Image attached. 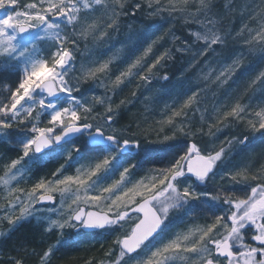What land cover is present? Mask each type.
<instances>
[{"label": "snow or ice", "instance_id": "snow-or-ice-1", "mask_svg": "<svg viewBox=\"0 0 264 264\" xmlns=\"http://www.w3.org/2000/svg\"><path fill=\"white\" fill-rule=\"evenodd\" d=\"M170 62L193 86L156 135L122 123L127 86ZM0 140V249L25 223L45 237L7 264L96 237L111 246L84 264H264V0H0Z\"/></svg>", "mask_w": 264, "mask_h": 264}, {"label": "rangeland", "instance_id": "rangeland-1", "mask_svg": "<svg viewBox=\"0 0 264 264\" xmlns=\"http://www.w3.org/2000/svg\"><path fill=\"white\" fill-rule=\"evenodd\" d=\"M24 2V0H22ZM240 19V18H239ZM240 21V20H239ZM150 23V21L146 22ZM238 26V27H237ZM240 24L237 25V19L235 24L233 25V28H239ZM176 31L181 32L180 28V22H177V28ZM115 42V41H113ZM107 46H104V49H106ZM102 49V50H104ZM256 64V58L250 57L248 60L245 61V68L251 67ZM183 67V64L180 62H170V64L162 70L161 73H158V75L166 72L168 76L170 77V81H163V80H153L151 84H145L143 81H133L131 84L127 86L125 91L122 93V97H126L129 100L134 101L131 105H129L130 111L126 112L125 118L123 119L122 123L128 124V123H139L142 128H147L149 133L154 137L156 133L152 131V129L159 128V125L156 123L161 119L162 116V110L164 109L165 103L169 102L172 97L168 95L169 92L175 93L177 91H186L187 87H192L193 85H186L181 86L182 81L181 78H178V73L181 71ZM245 68H242L241 71H245ZM115 71V69H114ZM155 71V70H154ZM253 71H258V68L253 69ZM171 75V76H170ZM191 75V73L185 74L183 79H187V77ZM239 75V73H237ZM172 77V79H171ZM169 83V84H167ZM99 91V90H98ZM132 92H135V97L132 96ZM223 93H219L217 97L213 98L211 94L207 96V102L205 104H202V107H206L209 111H211L212 105L217 103L219 99L222 97ZM252 93L249 92L247 96L244 97V100L246 101L249 96H251ZM259 100V94H257L256 97L253 98V103ZM199 113H197V116L194 119H198ZM165 131H167V128L165 127ZM163 133H161L162 135ZM242 134V130L240 129H226L224 133H221V138H223L224 135H240ZM256 137H259L260 133L254 134ZM253 138V134L249 133V139L250 141ZM0 145L5 146V150H2L3 153H5L9 157H13L16 155V152L12 150L14 146L9 145L2 140H0ZM49 163H52L53 168L59 167L61 163H65L64 160L59 161H50ZM74 168L70 170V174L74 172ZM50 173H46L40 171L39 176H47ZM38 177H33V179H36ZM31 181L26 182L25 184H22L21 187L27 188ZM4 203V193L3 191H0V204ZM22 226L31 227L35 230H39L40 235L43 239L45 237L41 234V230L39 226L33 221L32 223H25ZM0 227H7V225H4L2 221H0ZM18 227L17 229H19ZM16 229V230H17ZM15 230V231H16ZM48 242L52 243L56 240L55 236L47 237ZM101 242L104 243V247H110L111 241H104L103 237H96V238H88L83 243L76 245L73 247V249L78 248L79 246H87L89 248H98L101 249ZM103 250V249H102ZM103 252V251H102ZM101 256V255H100ZM98 256V257H100Z\"/></svg>", "mask_w": 264, "mask_h": 264}, {"label": "trees", "instance_id": "trees-1", "mask_svg": "<svg viewBox=\"0 0 264 264\" xmlns=\"http://www.w3.org/2000/svg\"><path fill=\"white\" fill-rule=\"evenodd\" d=\"M237 19V25L241 23L239 21V17ZM238 27V26H237ZM171 76V75H170ZM172 79V77H171ZM173 80V79H172ZM170 81V80H169ZM169 84V83H167ZM4 145H0V154L5 153L2 152L4 149ZM55 168H53L52 163H48L47 166L43 169V172L51 173ZM43 239L39 233V230H35L31 227L22 226L16 231H14L12 235V240L8 242V244L0 251L3 252L4 264H7L6 257L11 252V249L14 245H19L20 243H28L30 245H38V242ZM102 248H89L87 246H79L76 249H64L60 253L57 254V260L54 264H84V261L91 257H98L102 255ZM29 264H35V259L29 261Z\"/></svg>", "mask_w": 264, "mask_h": 264}]
</instances>
